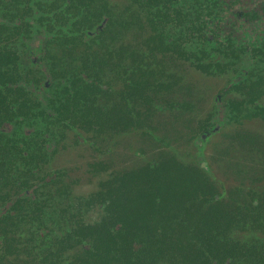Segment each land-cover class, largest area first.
<instances>
[{"label":"flooded vegetation","instance_id":"1","mask_svg":"<svg viewBox=\"0 0 264 264\" xmlns=\"http://www.w3.org/2000/svg\"><path fill=\"white\" fill-rule=\"evenodd\" d=\"M17 1L19 4L14 0H0L5 3L0 6V52L12 54L10 59L1 60L0 96L6 98L3 101L6 103L7 94L12 97L23 94L39 103V107L33 113L35 119L29 118L27 125L22 118L17 119L22 121L20 125L1 122L0 146L4 147L7 140H12L20 147L21 141L36 144L37 148H29L33 154L5 153L4 160L0 156V163H4L3 176L7 171L9 175L16 171L19 181H25L28 186L16 190L13 182L6 186L4 181L0 186V197L9 195V198L2 197L0 210L5 215L18 197H27L44 202L46 218L41 219L40 225L32 222L31 235L20 225L8 229L7 241L10 242L8 236L12 234L13 243L6 264H75L74 254L83 253L81 246L88 239L81 238L80 249H71L68 232L75 226L81 229L97 226L107 218L108 202H102L97 195L107 180L149 165L160 168L163 163L177 175L191 173L212 185L213 199L232 205V213L240 215L235 218L237 226L231 232H242L241 237L246 236L248 240L243 244L239 241L241 245L264 255V212L260 210V205L264 204V181L254 187L245 185L243 191L226 188V192H221L220 180L215 174L208 175L202 154V143L224 126L242 124L244 118L255 116L263 118L264 122V108L256 104L259 90L264 89V0ZM79 2L87 5V11ZM38 3H41L38 6L41 12L37 9ZM54 8L67 11L63 15L67 19L65 25L63 17L58 21L52 19ZM96 9L100 10V16L92 24L97 25L92 30L87 24L82 28L83 16ZM45 10L49 12L45 14ZM13 15L15 17H11ZM44 17L50 21H43ZM23 23L29 25L26 26L29 34L26 40H22L25 37ZM58 31L66 36L61 37ZM72 31V43L62 48L61 43ZM60 48L65 51L61 53ZM215 51L225 62H206ZM87 53H91L94 60L93 67L85 69ZM124 60L126 62L122 63ZM246 62H249L247 66H243ZM185 68L208 77L230 70L243 81L229 82L228 88L214 96L211 110L194 127L196 138L187 142V149L182 153L176 142L168 144L165 137L156 134L153 125L179 130L171 116H178L175 112L183 107L170 105L171 102L153 104L152 100L166 97L182 86ZM137 72L151 75L154 80L146 79L139 92L130 91L125 83H129ZM249 73L252 77H248ZM111 84L119 87L118 93H108ZM90 85L96 90L82 89ZM78 88L80 93L95 94V107L99 105L115 112L121 108L128 110L130 120L116 119L120 126L96 139L92 138L93 134L84 133L75 126L60 128L54 121L52 106L47 104L45 110L44 105L49 98L53 100L54 94L65 97L61 93H74ZM231 89L244 93L245 97L225 100L224 93ZM125 93H143L146 101ZM107 95L111 98L110 104H97L98 99ZM150 105L153 110H149ZM247 108L251 110L249 117ZM14 133L17 136L13 137ZM29 134L31 136L27 137ZM84 144L95 151L87 156L89 164L85 175L89 176V187L85 193L71 194L77 180L67 169L53 167L52 160L62 148ZM38 148L41 153H36ZM249 204L257 210L251 209ZM255 213L257 218L251 216ZM84 214L87 218L79 217ZM90 215L94 218H88ZM5 245L0 241V252H4ZM167 254L172 253L163 252V264L168 261ZM178 260L176 256L175 261Z\"/></svg>","mask_w":264,"mask_h":264},{"label":"trees","instance_id":"2","mask_svg":"<svg viewBox=\"0 0 264 264\" xmlns=\"http://www.w3.org/2000/svg\"><path fill=\"white\" fill-rule=\"evenodd\" d=\"M14 3L19 4L17 0H14ZM1 4L5 3L0 2V6ZM40 4H36L38 10ZM79 5L87 11L84 2H79ZM43 12L47 14L49 11ZM66 12L54 8L52 19L58 21L63 17V25H65L67 19L63 15ZM87 13L88 15L83 16L85 21L81 26L83 28L87 24L92 30L97 25H93L92 22L100 16V10ZM42 20L49 22L50 18L44 17ZM22 25L25 34L22 40H26L29 38L26 26L29 25L25 23ZM58 34L61 37L66 36L61 31H58ZM72 34L73 31L61 43L62 48L72 43L74 38ZM64 51L60 48L61 53ZM2 53L0 52V64L3 58L12 57L8 51ZM93 58L91 53L86 54L83 66L85 69L93 67ZM88 77L89 75L86 76ZM146 79L150 82L154 80L151 75L137 72L131 76L129 83H125V86L130 91L139 92ZM82 89L96 90L94 85L83 86ZM79 91L78 88L74 93H61L65 97H57L54 94L53 100L49 98L48 103L44 105L45 110L47 104L52 106L54 121L60 128L65 129L67 125L75 126L84 133L93 134L92 138L96 139L95 137L106 134L107 131L111 133L116 130L117 126H120L119 121L123 118L130 120L128 110L121 108L115 112L113 109L105 110L99 105L95 107L93 99L95 94ZM125 94L126 96L133 94L137 99L146 101L143 93ZM4 99H6L4 96H0V123L6 121L7 124L20 125L22 121L17 119L22 118L27 125L29 118L35 119L33 113L38 109L39 103L23 94L15 97L7 94L6 103H3ZM18 99L20 102H17ZM40 109L39 112L42 113ZM27 115L30 117L25 120ZM15 136L16 133L13 137ZM29 136L31 135L27 137ZM20 144L21 147L16 141L7 140L4 147L0 146L2 160L5 153L6 155L26 154L33 151H29V148H37L36 144L30 145L21 141ZM37 152L41 153L39 148L36 149ZM166 166L167 164L164 163L160 168L149 165L140 170L122 172L119 176L107 180L103 190L97 194L102 202H108L107 218L102 219L98 225L96 224L97 226L87 229L75 226L68 232L67 240L71 242V249H80L81 238L88 239L84 245H80L83 253L74 254L75 264H163L161 260L164 251L172 253L167 254L166 264H264V255L260 251L254 248L246 249L241 243L224 238L225 233L236 229L235 218L240 217L232 213V205L214 200V187L200 176L185 172L180 176ZM2 167H4L3 162L0 163V186L5 181L6 186L12 185L10 182H13L16 190L19 188L24 190L28 187L25 181H19L16 171L11 175L7 171V175L3 176ZM3 196L9 198V195H2L0 202L3 201ZM43 204L42 201L36 202L31 198L18 197L5 215L0 210V241L4 245L6 243L4 252H0V264L8 262L11 252L13 235L8 236L10 239L8 243L6 238L8 229L20 225L31 235L29 229L33 227L32 222L40 225L41 219L46 218ZM249 207L257 210L251 204ZM260 210L264 212V204L260 205ZM83 216L86 214L79 217ZM251 216L257 218L258 214ZM176 256L178 261H175Z\"/></svg>","mask_w":264,"mask_h":264},{"label":"rangeland","instance_id":"3","mask_svg":"<svg viewBox=\"0 0 264 264\" xmlns=\"http://www.w3.org/2000/svg\"><path fill=\"white\" fill-rule=\"evenodd\" d=\"M135 41L137 44V40ZM243 60H248V58H244ZM123 62L125 63L126 60ZM206 62L221 63L225 62V59L215 51L213 57L207 58ZM248 63L246 62L243 66H247ZM183 76L182 86L175 88L166 97L155 98L152 101L153 104H167L171 102L169 103L170 105L183 107L180 110L181 112H175L178 116H171L179 130H175L171 126L161 129L159 124L153 126L157 131L156 134L165 137L168 144L176 142V146L179 147L180 151L185 153L187 142L196 138L195 131H193L194 127L196 124L202 122L206 113L211 110L214 96L225 88H228L227 84L229 82H242L243 80L241 79L242 77L231 73L230 70L220 75L208 77L204 74L198 75L197 73H193L192 69L185 68ZM248 77H252L251 73H249ZM102 81L105 82L104 78H102ZM113 86H111L112 88L110 87L111 89L108 93H118L119 87ZM236 92L239 91H235L234 89L227 91L224 93V99H236L239 96L245 97L244 93ZM108 96L98 99L97 104H110L111 98ZM112 98L114 97L112 96ZM245 99H247V96ZM134 102L137 104L138 100L135 98ZM256 104L258 107L264 108V89L259 90ZM149 110H153V105H150ZM137 112L140 115L143 114L142 112ZM246 113L248 116L251 110L247 108ZM244 119L245 121L242 124L224 126L219 133L208 137L202 143V154L209 169L208 175H217L215 177L220 180L221 192H226L228 188H241L243 191L246 189L245 185L254 187L255 184H260L264 181L263 118L255 116ZM86 145L62 148L52 160L53 167L67 169L70 176L77 180V186L74 187L71 194L74 192V194L85 193L89 187L87 183L89 176L85 175L87 174V165L89 164L87 156L90 153L94 154L95 151L92 147H90V150V148H87L89 146ZM240 198L243 199L244 197L241 196ZM88 218L94 217L90 215ZM241 236L242 232L238 231H234L233 233L229 231L224 234L225 239L235 240L238 243L241 241L242 244L247 242L248 237Z\"/></svg>","mask_w":264,"mask_h":264}]
</instances>
